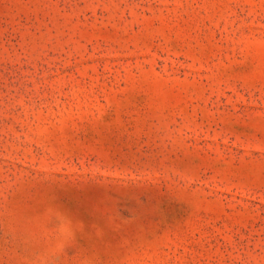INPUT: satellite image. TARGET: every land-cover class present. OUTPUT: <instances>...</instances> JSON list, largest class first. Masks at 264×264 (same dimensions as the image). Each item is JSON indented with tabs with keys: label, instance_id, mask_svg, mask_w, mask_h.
Segmentation results:
<instances>
[{
	"label": "rangeland",
	"instance_id": "1",
	"mask_svg": "<svg viewBox=\"0 0 264 264\" xmlns=\"http://www.w3.org/2000/svg\"><path fill=\"white\" fill-rule=\"evenodd\" d=\"M0 264H264V0H0Z\"/></svg>",
	"mask_w": 264,
	"mask_h": 264
}]
</instances>
